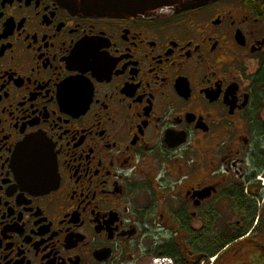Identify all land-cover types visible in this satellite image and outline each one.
<instances>
[{
  "label": "flooded vegetation",
  "instance_id": "flooded-vegetation-1",
  "mask_svg": "<svg viewBox=\"0 0 264 264\" xmlns=\"http://www.w3.org/2000/svg\"><path fill=\"white\" fill-rule=\"evenodd\" d=\"M156 15L0 0V264H264V7Z\"/></svg>",
  "mask_w": 264,
  "mask_h": 264
},
{
  "label": "water",
  "instance_id": "water-1",
  "mask_svg": "<svg viewBox=\"0 0 264 264\" xmlns=\"http://www.w3.org/2000/svg\"><path fill=\"white\" fill-rule=\"evenodd\" d=\"M74 14L91 17L144 18L160 11L178 13L214 0H56Z\"/></svg>",
  "mask_w": 264,
  "mask_h": 264
},
{
  "label": "trees",
  "instance_id": "trees-1",
  "mask_svg": "<svg viewBox=\"0 0 264 264\" xmlns=\"http://www.w3.org/2000/svg\"><path fill=\"white\" fill-rule=\"evenodd\" d=\"M254 3L257 4V6L259 7V9L263 10V7H264V0H254ZM262 82L264 83V71L261 75V78L259 80V83L262 84Z\"/></svg>",
  "mask_w": 264,
  "mask_h": 264
},
{
  "label": "rangeland",
  "instance_id": "rangeland-1",
  "mask_svg": "<svg viewBox=\"0 0 264 264\" xmlns=\"http://www.w3.org/2000/svg\"><path fill=\"white\" fill-rule=\"evenodd\" d=\"M184 11H186V10H184ZM180 12H183V11H180ZM180 12H178V13H180ZM166 15H170V14H166ZM155 16H157V15H154V17ZM259 86H260L259 88L262 89L261 93L264 94V83L263 82H262V84L259 83Z\"/></svg>",
  "mask_w": 264,
  "mask_h": 264
}]
</instances>
